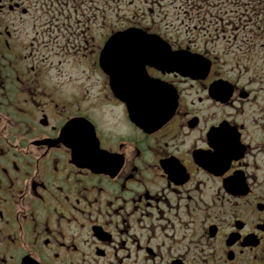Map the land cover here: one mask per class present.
Wrapping results in <instances>:
<instances>
[{
    "label": "flooded vegetation",
    "instance_id": "obj_1",
    "mask_svg": "<svg viewBox=\"0 0 264 264\" xmlns=\"http://www.w3.org/2000/svg\"><path fill=\"white\" fill-rule=\"evenodd\" d=\"M211 1L198 11L223 30ZM97 3L0 0V264H264V77L188 25H98ZM130 28L192 72L119 39L103 59ZM145 92L176 95L159 126L133 122Z\"/></svg>",
    "mask_w": 264,
    "mask_h": 264
},
{
    "label": "rangeland",
    "instance_id": "obj_2",
    "mask_svg": "<svg viewBox=\"0 0 264 264\" xmlns=\"http://www.w3.org/2000/svg\"><path fill=\"white\" fill-rule=\"evenodd\" d=\"M97 22L98 25H127L128 19H132L133 15L141 14L135 18L147 25L150 21L160 18L159 25H174L179 26L177 34L184 36L186 29L183 25H190L191 21L188 20L189 15L195 17L198 9L189 8L187 3L181 0L175 3H170V0L160 1L158 7L155 3L151 2L155 0H97ZM174 1V0H172ZM239 0H225V4L218 3V0H212V11L219 17L222 15L225 21L230 22L232 27L228 28V32H232L235 29V35L229 37L234 43L231 45V50L225 54L224 48L227 47L226 41H220L217 46V52L225 54V59L229 60L234 57V54L239 58L241 68L247 67L256 71L255 74L264 77V9L257 6L253 11L236 13V2ZM264 1V0H263ZM148 2V4H146ZM150 2V3H149ZM147 6H151L154 10L153 13H149L146 10ZM203 9V8H202ZM185 10L189 11L187 14ZM199 15L203 16V13L199 12ZM134 20V19H132ZM158 21V20H157ZM185 21L188 23L186 24ZM156 25H158L156 23ZM213 31L211 27L209 29ZM252 35V39L246 43L241 41V38ZM195 37H201L202 33L194 32ZM211 47H214L211 45ZM243 50L245 53L241 52ZM248 70V71H249ZM251 74V71L249 72ZM264 80V79H263ZM257 85H264V81L259 80Z\"/></svg>",
    "mask_w": 264,
    "mask_h": 264
},
{
    "label": "water",
    "instance_id": "obj_3",
    "mask_svg": "<svg viewBox=\"0 0 264 264\" xmlns=\"http://www.w3.org/2000/svg\"><path fill=\"white\" fill-rule=\"evenodd\" d=\"M126 33H131V30L125 31L124 34H125V37H128V39L133 37L132 35L126 36ZM139 38H140L139 48H137L135 50H136V52H139L140 54H142L146 57V62H149V63L151 62V63H155V64H160V65L169 64V65H171L172 69L176 68L177 70L182 71L184 73L192 72V69H190L188 66L185 65V61L180 56V54L182 52L171 51L169 49V46L164 44V42H162L159 39V37H157L155 35H151V36L140 35ZM114 39H115L114 37L111 39V43ZM107 44L109 46V43H107ZM129 44H130L129 53L135 54L134 53L135 50L132 51L131 41H129ZM105 54H106V48L103 52V55H105ZM103 59H104V57H103ZM104 69L106 70L105 67H104ZM111 78H114V74H113V76H111ZM147 85H148V83H147ZM145 94L147 95L148 92H145ZM116 95L121 96V95H123V93L117 92ZM135 102L137 103V100ZM145 102H146L145 109L147 111V114L144 118V121L142 120V123L146 124V125L149 122H155L156 126L161 124L160 122H162L163 120H165L169 116L170 112H172V109L174 107V105H173V107H171L170 111L164 113L163 111L165 110L166 106H163V107L160 106L159 108H157L152 103V102H156L155 99L150 100L146 97ZM132 107L134 108L135 106H132ZM154 110H156V113H154L155 112ZM150 111H152V113H154V114H148V112H150Z\"/></svg>",
    "mask_w": 264,
    "mask_h": 264
},
{
    "label": "snow or ice",
    "instance_id": "obj_4",
    "mask_svg": "<svg viewBox=\"0 0 264 264\" xmlns=\"http://www.w3.org/2000/svg\"><path fill=\"white\" fill-rule=\"evenodd\" d=\"M157 4L160 3V0H155ZM185 3L189 5V8H197L198 10L203 8L204 4L208 3V0H185ZM217 19H220L217 17ZM188 20L191 21V24L188 25V30L189 32H197V33H202L206 34L203 36V38L206 41H211L213 44H217L220 41H226L227 42V47L224 48L225 54H227L231 50V45L234 43L231 39H229L230 36L235 35V29H233L232 32H228V28L232 27L230 22L227 21H222L224 27L223 30H220V25H217L215 23V20H211L206 22L204 17L199 15V11L197 12V15L195 17L189 15ZM211 23L214 28L217 29V31L213 32L210 31L208 28V23ZM187 24L188 22L185 21ZM77 31H80V29H77ZM81 35L83 33L81 32ZM195 40V37H193Z\"/></svg>",
    "mask_w": 264,
    "mask_h": 264
}]
</instances>
